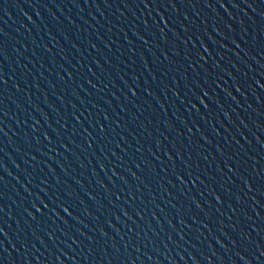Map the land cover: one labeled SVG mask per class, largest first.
I'll return each instance as SVG.
<instances>
[{
	"label": "water",
	"instance_id": "1",
	"mask_svg": "<svg viewBox=\"0 0 264 264\" xmlns=\"http://www.w3.org/2000/svg\"><path fill=\"white\" fill-rule=\"evenodd\" d=\"M173 3L0 0V264H264V0Z\"/></svg>",
	"mask_w": 264,
	"mask_h": 264
},
{
	"label": "snow or ice",
	"instance_id": "2",
	"mask_svg": "<svg viewBox=\"0 0 264 264\" xmlns=\"http://www.w3.org/2000/svg\"><path fill=\"white\" fill-rule=\"evenodd\" d=\"M153 2L155 3L156 0H153ZM167 3L170 4L172 7H176V5L173 3V0H167ZM147 6H148V4H147V2H145V7H147ZM160 6L163 7L164 4L161 3ZM209 6H210V5H209ZM161 19L163 20L164 18L161 17ZM160 32L163 34L164 29L161 28V29H160ZM93 47H95V45H93ZM3 54H4V53H3V49L0 48V55H3ZM3 82H4L3 76L0 75V84H2ZM146 90H147V89H146ZM133 95H135V91H134V90H133ZM196 95L207 96L208 93L205 92V91H203V90H201V92H200V93H196ZM201 102H202V101H201ZM193 107H195V105H193ZM0 111H2V109H0ZM73 117H74V119H76V120L79 119V117H77L75 113H73ZM105 119H107V117H105ZM104 131H105V130H104L103 125H100V132L103 133ZM0 132H3V129H2V128H0ZM89 135H91V133H89ZM45 138H47V134H45ZM101 167H103V165H101ZM137 167H139V165H137ZM230 170H231V169H230ZM133 175H135V174L133 173ZM178 178H180V177H178ZM245 184H246V185L248 184L247 180L245 181ZM249 186H250V185H249ZM216 199L219 200L220 197L217 196ZM238 199H239V197H238ZM40 203H41V205H42V208H41V207H36L35 205H33V207H36V211H37V212H42V214L46 215V213H43V209H47V208H48V205H47V204H44L43 201H41ZM60 207L63 208V211H64L65 213H68L69 215H71V213L69 212V209H68L67 206L60 205ZM0 211H3V207H2V205H0ZM54 211H55V210H54ZM30 214H31V213H30ZM57 214H58V213H57ZM125 215H127V213H125ZM137 215H139V213H137ZM3 232H4L3 227H0V233H3ZM0 248H2V242H0ZM261 254L264 255V253H261ZM57 259H59V257H57ZM241 259H244V258L241 257ZM133 264H135V262H133Z\"/></svg>",
	"mask_w": 264,
	"mask_h": 264
}]
</instances>
